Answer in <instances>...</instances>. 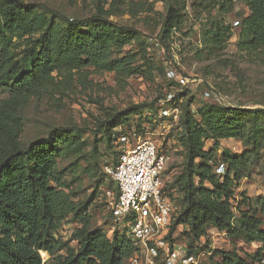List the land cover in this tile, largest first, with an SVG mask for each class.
<instances>
[{
	"label": "trees",
	"instance_id": "16d2710c",
	"mask_svg": "<svg viewBox=\"0 0 264 264\" xmlns=\"http://www.w3.org/2000/svg\"><path fill=\"white\" fill-rule=\"evenodd\" d=\"M180 1H168L161 25L162 37L169 36L172 29L183 22V15L174 6ZM246 6L247 12L239 22L238 47L258 56L264 48V0H246ZM43 8L49 16L38 13L24 0H0V88L5 92L0 98V264H125L138 250L126 227L122 231L113 229L110 236L105 229L91 227L88 212L91 198L74 204L64 191L65 175L57 168L62 152L60 144L65 142L72 146L79 129L58 126L46 136L22 145L19 142L22 126L17 112L38 90L51 84L55 72L77 71L89 66L108 71L118 68L119 60L113 58V48H121L132 40L135 32L99 14L76 19ZM55 18L61 23L55 24ZM229 37L230 27L217 23L208 29L203 44L207 48L225 44ZM19 42H23L22 49ZM182 94H176L177 103ZM156 101L129 106L107 122L104 135L112 159L105 167L117 164L119 150L113 143L115 129L128 125L135 108H146L156 115ZM208 109L198 123L192 118L189 102L180 111L178 122L183 126L187 163L175 178L181 203L175 210L166 239L173 242L172 232L181 225L191 241L188 246L185 244L188 254H192L189 250L192 242L209 229L240 233L264 246L261 227L264 221L256 216L257 213L264 216V198L253 200L254 213L250 212V203L246 210L237 207L238 226L232 205L234 185L247 177L257 164L259 148L255 141L264 134L258 124L264 119V111L261 108L249 110L254 131L250 148L238 154L223 153L221 162L216 164L214 149L204 150L202 140L209 138L217 144L220 139L235 137L238 130L247 127L240 114L232 118L226 117L225 111ZM105 175L116 191L113 180L106 172ZM163 190L173 201L167 184ZM69 215L79 224L71 234L75 247L57 235L59 226ZM108 216L111 219L109 212ZM40 251H45L49 257L42 259ZM220 254L221 260L215 264H251L235 251ZM159 258L157 264H165Z\"/></svg>",
	"mask_w": 264,
	"mask_h": 264
},
{
	"label": "rangeland",
	"instance_id": "374dc122",
	"mask_svg": "<svg viewBox=\"0 0 264 264\" xmlns=\"http://www.w3.org/2000/svg\"><path fill=\"white\" fill-rule=\"evenodd\" d=\"M24 1L46 17L49 14L43 7L76 19L99 14L117 26L128 27L135 32L132 40L121 48H113V58L119 60L118 68L108 71L89 66L77 71L55 72L51 84L38 90L17 112V120L22 126L19 135L22 145L46 136L58 126L79 129L72 146L65 142L60 144L62 152L57 168L65 175L67 184L64 191L74 204L91 198L88 207L91 227L105 229L110 236L113 229L121 230L124 224L122 221H118V225L111 222L104 194L106 186L114 187L105 175L104 165L112 159L104 135L106 124L116 113L135 104L151 103L157 99L155 104L159 109L158 99L171 86L166 76L169 69L202 80L197 86L189 83L181 88L182 98L176 104L179 115L189 102L192 118L197 123L202 121L208 108L213 107L216 111H225L226 117L240 114L247 127L246 130H238L235 137L220 139L217 144L209 138L202 140L204 150L214 149L216 164L221 162L223 153H241L254 142L249 110L261 108L264 111V48L255 56L238 47L239 22L247 12L246 0H181L179 5L174 6L183 15V22L175 26L167 37L161 36V25L170 0ZM181 5L185 8L181 9ZM56 21H59L58 18L54 19V23H61ZM217 23L230 27V37L225 44L207 48L203 44L206 32ZM19 43L22 49L23 42ZM210 86L212 92L205 98L202 92ZM4 96L5 92L0 88V98ZM145 109H133L128 125L115 131L116 134L135 132L142 138H149L166 155L163 180L176 210L181 203V192L175 178L187 163L183 126L176 121L170 129L154 127L155 114ZM258 124L264 132V119ZM113 143L119 149L117 140ZM255 144L259 148L257 164L247 177L233 187L232 205L237 226V207L246 210L250 203V212L254 213L253 200L264 198V134ZM101 166L103 170H99ZM256 216L264 221L260 213ZM77 227L78 222L69 215L59 226L57 235L75 247L71 234ZM261 227L264 229V224ZM186 231L185 227L176 226L170 245L186 250L185 244L188 246L191 242L186 238ZM192 243L189 250L197 264H215L221 260L220 253L228 251H235L251 264H264L263 244L240 233L209 229ZM40 255L44 260L49 257L45 251H40ZM159 260H162L161 256ZM125 264L146 263L139 256L136 262L129 259Z\"/></svg>",
	"mask_w": 264,
	"mask_h": 264
},
{
	"label": "built area",
	"instance_id": "2783aa9c",
	"mask_svg": "<svg viewBox=\"0 0 264 264\" xmlns=\"http://www.w3.org/2000/svg\"><path fill=\"white\" fill-rule=\"evenodd\" d=\"M166 76L173 85L158 99L160 108L154 126L160 129H170L178 121L175 96L181 88L189 83L197 86L202 82L200 78H189L175 69H169ZM211 92L210 86L202 95L206 98ZM114 137L119 146L117 164L106 166L105 171L117 190L106 188L104 194L111 222L124 223L121 230H116L122 231L126 227L127 234L138 248L130 259L136 262L140 256L146 264H157V258L161 256L165 264H196L192 254L183 247L170 245L166 239L176 215L172 200L163 190L166 155L153 140L142 138L135 132H121Z\"/></svg>",
	"mask_w": 264,
	"mask_h": 264
}]
</instances>
